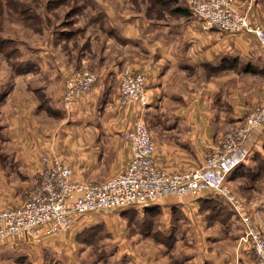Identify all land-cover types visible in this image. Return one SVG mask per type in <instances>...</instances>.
<instances>
[{"label": "crops", "instance_id": "1", "mask_svg": "<svg viewBox=\"0 0 264 264\" xmlns=\"http://www.w3.org/2000/svg\"><path fill=\"white\" fill-rule=\"evenodd\" d=\"M235 1L252 22L264 25V0ZM177 5L188 9L184 4ZM188 12L189 17H177L175 23L160 19L150 22L139 15L119 17L107 27L109 34L100 48L92 43V37L87 48L79 50L75 42L68 41L74 36L60 35L68 42L57 40L55 52L46 42L27 46L16 55L15 60L24 63V71L15 73L11 68L9 89L3 91L0 109L1 115L3 111L10 115V122L2 126L20 141L19 148L1 149L8 155L10 166L24 162L33 187L38 182V157L44 151L65 159L75 176L83 180L102 182L123 169L130 151L122 133L138 117L135 105L117 104L119 74L127 68L145 76L149 94L145 117L148 114L147 121L153 128L150 133L155 141V162L167 171L201 165L207 144L216 143L223 135L221 125L227 128L238 124L264 97V82L260 81L264 76V55L253 36L216 29L200 31L192 12ZM87 61L98 66L97 81L90 92L80 97L76 111L68 114L61 101L65 76L73 66ZM251 73L258 78L241 80L242 75ZM55 87L59 91L58 105ZM221 90L228 93L223 95ZM19 93L24 97L17 99ZM48 111H57L64 118L41 138L43 127L39 122ZM263 144L264 126L244 142L249 150L244 165H250L256 151L262 152ZM214 199L205 190L198 196L166 195L155 206L169 218L174 213L173 206L181 205L182 212L175 213L185 214L188 229L196 227L202 232L200 242L193 246L188 243V264H256L249 247L239 243V221L232 212L221 215L216 211ZM258 203L254 218L263 221L264 202ZM211 216L217 223L206 221ZM64 235L68 234L39 239L10 235L0 241V264L23 262L32 254L40 257L41 252L55 254L64 247ZM57 256L55 263L60 260ZM59 263L69 264L66 260ZM125 263L149 264L138 257L122 259ZM151 264L167 263L155 260Z\"/></svg>", "mask_w": 264, "mask_h": 264}, {"label": "built area", "instance_id": "2", "mask_svg": "<svg viewBox=\"0 0 264 264\" xmlns=\"http://www.w3.org/2000/svg\"><path fill=\"white\" fill-rule=\"evenodd\" d=\"M182 1L200 31L246 33L258 41L264 55V25L242 14L235 0ZM97 78L85 66L67 73L61 100L66 113L76 111L80 97L93 89ZM117 104L135 105L138 111L135 122L122 133L130 151L123 169L102 182L83 180L75 176L65 159L44 151L38 157V183L29 198L19 205L0 207V241L10 235L30 239L58 236L85 224L93 214L155 204L166 195L198 196L210 190L230 206L239 221V243L249 247L256 264H264V220L254 218V202L238 196L227 185L228 174L248 157L244 142L264 126V97L216 143L207 144L201 165L174 171L154 160L155 141L144 118L149 94L143 73L127 68L119 74Z\"/></svg>", "mask_w": 264, "mask_h": 264}, {"label": "rangeland", "instance_id": "3", "mask_svg": "<svg viewBox=\"0 0 264 264\" xmlns=\"http://www.w3.org/2000/svg\"><path fill=\"white\" fill-rule=\"evenodd\" d=\"M177 1L185 5L182 0ZM174 6L171 3L165 4L162 0H0V38L13 40L14 46H19L17 55L24 52L27 46H39L46 42L49 44V48L55 52L54 47L65 39L60 37L64 34L62 33V29H64L66 35L73 34L72 40L68 41L75 42L79 50L83 47L87 48L89 39L92 37V43H95L96 48H100L103 45V40L109 34L107 27L111 22L117 21L119 17L139 15L150 22L160 19V21L172 23L176 22L177 17H189L188 14L174 11ZM246 16L248 17V15ZM0 59L3 60L0 61V109L2 110L3 91L9 89L12 64L10 58L5 57L1 52ZM83 66L94 72L98 67L87 61L80 62L73 68ZM251 77L258 78L254 73H251L242 75L241 80L248 82L247 80ZM260 81L264 82V76ZM53 89L58 105L60 102L58 100L59 91L57 87ZM221 91L223 95L228 93L226 90ZM20 97H24L23 93H19L17 99ZM223 101L225 100L223 99ZM147 115L144 118L151 132L153 128L147 121ZM157 116L159 117V115ZM9 117L7 111L0 114V207L23 203L29 198L31 191L38 183L36 182L33 187V181H29L30 172L24 162L20 161L15 166H10L8 155L1 152L2 148L6 151L19 148L17 144L20 141L13 135L11 136V132L9 133L2 126L3 123L10 122ZM60 118H64V115L61 117L57 111L55 113L48 111V114L43 116L39 122L42 123L40 127H43L41 128L43 132L39 133L40 137L43 138V133H47V131L51 132L49 129L56 127ZM225 128L223 123L221 135L226 132L228 127ZM152 137L154 139L153 135ZM252 160L248 166L253 168L256 161L254 158ZM251 177L253 179L250 182V179L244 181L238 177L236 179L228 177L227 185H230L235 194L249 202H264V196H262L264 170ZM210 192L216 197L214 200L221 201V197ZM154 205L156 204L142 207L126 206L108 213L93 214L85 224L72 229L70 234L67 233V236L64 235L66 238L63 239L65 248L55 250V254L51 253V255H43L41 252L40 257H37L32 254L31 257H28L29 260H24L25 256L20 254L24 261L18 260L15 264H60V261L65 260L69 264H122V259L127 257H138L146 260L149 264L155 260L165 261L167 264H188V243L193 246L195 242H200L202 232L196 227L188 229V219L183 213H172L169 218L166 214L162 216L159 209H156V214H149V216L142 213L144 208ZM173 207H176L178 213L183 210L181 205L175 204ZM143 220L147 222H141ZM206 221L217 223V219L212 216L206 218ZM56 256L60 260L55 263L54 257ZM42 258L44 260L40 262Z\"/></svg>", "mask_w": 264, "mask_h": 264}, {"label": "trees", "instance_id": "4", "mask_svg": "<svg viewBox=\"0 0 264 264\" xmlns=\"http://www.w3.org/2000/svg\"><path fill=\"white\" fill-rule=\"evenodd\" d=\"M165 4L166 3H171L174 4L175 6L173 7L174 11H179L182 12L183 14H189L188 9L182 7L181 5H177L179 3V1L177 0H162ZM190 10V9H189ZM109 31V29H108ZM62 33H64L63 35H66L67 33L64 32V29H62ZM73 34H70L69 36H72ZM68 36V35H67ZM0 52L5 56L10 58V62L12 64V68L13 71L15 73L18 72H23V68H21V66L24 64L23 62H19L16 59V55L18 53V49L17 47L14 46L13 41L9 40V39H2L0 38ZM15 60V61H14ZM254 161H256V165H254V167L252 168L251 166L248 165H244V164H239L236 168H234L232 170V172H230L227 176L230 177V179H236V177H238V179H242L244 181H246L247 179H250L249 182L253 179L251 176L252 175H256L259 174L260 171L263 172L264 170V144H263V150L262 152L256 151L254 154ZM213 204L214 207L216 209V211L221 212L220 214H222V212L227 211V213L232 212L230 206L224 201H216L213 200ZM176 207H173V212H177ZM156 209H159L157 206H152V207H146L143 210V214H145V216H149V214H156L157 211ZM152 210V211H151ZM233 213V212H232ZM159 215V214H158ZM141 222H147L145 220L141 221Z\"/></svg>", "mask_w": 264, "mask_h": 264}]
</instances>
